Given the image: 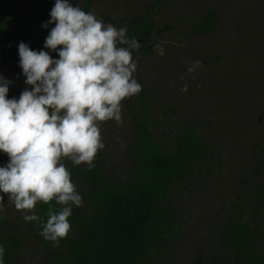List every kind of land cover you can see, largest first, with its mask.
I'll list each match as a JSON object with an SVG mask.
<instances>
[{"label":"trees","instance_id":"16d2710c","mask_svg":"<svg viewBox=\"0 0 264 264\" xmlns=\"http://www.w3.org/2000/svg\"><path fill=\"white\" fill-rule=\"evenodd\" d=\"M12 1L0 0V64L8 59L19 65V43L38 51L54 27L43 25L50 20L55 0H32L22 9H16ZM92 4L93 0H83L82 10L88 12ZM164 4V0H150L141 12L133 16L126 12L116 25L127 29L128 38L138 40V50L144 54H153L157 39L174 26L172 22L158 25L154 19ZM218 24L216 9L209 8L185 35L210 33ZM51 56L58 58L54 51ZM140 85L136 102L126 103L132 129L123 151L130 162L128 168L122 174L105 173L98 154L91 169L87 164L63 160L82 197L80 206H72L68 236L54 244L40 235V221L21 222L0 212L3 264H19L26 232L44 246L46 264L158 263L157 257H162L179 225L173 206L176 194L188 189L191 182L212 176L219 160L215 143L190 119L178 120L170 145L165 133L157 136V98L144 83ZM172 110H164L166 120ZM251 152V166L237 181L240 198L230 204L217 227L216 264H264V133L253 142ZM61 207L55 201L37 203L35 214L46 222L48 210Z\"/></svg>","mask_w":264,"mask_h":264},{"label":"rangeland","instance_id":"374dc122","mask_svg":"<svg viewBox=\"0 0 264 264\" xmlns=\"http://www.w3.org/2000/svg\"><path fill=\"white\" fill-rule=\"evenodd\" d=\"M31 1L12 3L22 9ZM149 1L93 0L88 12L116 26L126 12L133 16ZM164 1L154 19L158 25L172 22L174 26L157 39L159 47L153 54L133 51L137 62L134 78L156 95L160 121L157 136L165 133L170 145L178 120L190 119L215 143L219 163L212 176L191 182L188 189L176 194L173 206L179 225L162 257H157V264H216L217 227L230 204L240 198L238 178L251 166L252 144L264 133V0ZM82 2L72 1L81 9ZM209 8L218 13L217 28L197 36L185 35ZM39 49L50 55L53 52L44 48V42H40ZM213 57L217 59L208 62ZM0 74L12 81L9 99L19 98L25 88L31 87L25 83L21 67L13 61L4 59ZM136 99L134 95L122 101L121 125L115 120L100 124L105 147L97 154L105 173L122 174L130 164L123 154L132 131L126 103ZM169 107L173 110L166 120L163 112ZM8 159L0 152V166ZM0 207L11 218L26 221L25 212L16 210L7 195ZM19 254V264H46L44 246L28 232Z\"/></svg>","mask_w":264,"mask_h":264},{"label":"clouds","instance_id":"9594fccd","mask_svg":"<svg viewBox=\"0 0 264 264\" xmlns=\"http://www.w3.org/2000/svg\"><path fill=\"white\" fill-rule=\"evenodd\" d=\"M49 24L54 27L44 48L58 58L24 42L18 45L19 66L31 87L9 99L12 81L0 74V152L9 158L0 166V193L25 212L26 221H40V235L55 244L71 230L72 206L82 204L62 161L95 167V156L105 147L100 124L115 120L121 125L122 101L142 86L134 78L133 59L140 44L127 37L126 28L105 23L71 0H55L43 27ZM53 201L62 207L50 208L42 221L35 214L37 203ZM4 252L0 245V264Z\"/></svg>","mask_w":264,"mask_h":264}]
</instances>
